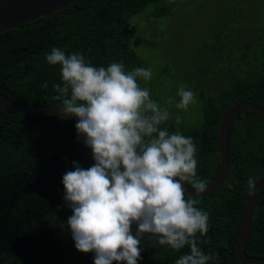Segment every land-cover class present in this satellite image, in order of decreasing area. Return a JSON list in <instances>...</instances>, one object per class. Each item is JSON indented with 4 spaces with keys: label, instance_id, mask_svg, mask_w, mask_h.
Returning a JSON list of instances; mask_svg holds the SVG:
<instances>
[{
    "label": "trees",
    "instance_id": "obj_1",
    "mask_svg": "<svg viewBox=\"0 0 264 264\" xmlns=\"http://www.w3.org/2000/svg\"><path fill=\"white\" fill-rule=\"evenodd\" d=\"M162 0H79L60 11L0 34V91L25 106H57L54 85L63 86L60 65L46 54L59 48L80 53L95 67L123 62L126 72L142 67L131 48L132 20ZM168 14L163 8L154 17ZM264 44L260 36L254 48ZM250 47L249 45H245ZM246 59V62H247ZM246 65V63H245ZM244 65V66H245ZM241 67L235 81L204 103L200 126L183 130L197 148V177L211 185L221 167L220 126L234 106L250 102L264 108V63L249 75ZM47 82V88L43 85ZM76 123L56 115H0V264H94L95 253H81L67 226L72 210L65 205L63 175L73 161L88 169L95 163L90 148L78 139ZM177 132L168 120L161 125ZM229 174L215 194L198 208L209 214V231L196 234L198 246L216 259L209 264H248L237 257L243 215L253 188L264 177V119L242 110L229 126ZM191 186L188 182H182ZM192 187V186H191ZM186 198H191L185 193ZM136 232V225L132 228ZM137 264H176L190 247L174 250L144 234ZM246 253L264 259V190L256 205Z\"/></svg>",
    "mask_w": 264,
    "mask_h": 264
},
{
    "label": "clouds",
    "instance_id": "obj_2",
    "mask_svg": "<svg viewBox=\"0 0 264 264\" xmlns=\"http://www.w3.org/2000/svg\"><path fill=\"white\" fill-rule=\"evenodd\" d=\"M46 60L61 66L63 86L54 85V99L62 100L58 109L63 116L78 118V139L95 161L88 169L73 161L74 170L62 178L76 249L95 253L94 264H137L141 239L149 234L161 246L190 247L176 264L214 261L216 256L205 254L196 239L197 233L209 231V214L197 207L208 189L197 177V148L193 138L161 128L170 113L138 83V78L149 81L152 70L126 72L123 62L95 67L84 55L66 56L59 48L46 54ZM178 95V109L196 102L184 86ZM182 182L191 184L194 196L186 198ZM248 185L255 187V179L250 177Z\"/></svg>",
    "mask_w": 264,
    "mask_h": 264
},
{
    "label": "rangeland",
    "instance_id": "obj_3",
    "mask_svg": "<svg viewBox=\"0 0 264 264\" xmlns=\"http://www.w3.org/2000/svg\"><path fill=\"white\" fill-rule=\"evenodd\" d=\"M163 8L166 16H153ZM131 24V48L141 68L153 73L149 81L138 78V83L168 110V122L180 133L200 126L205 101L225 83L232 84L241 67L250 75L264 63V44L251 50L247 62L242 55L264 35V0H162ZM181 86L196 97L186 110L176 107Z\"/></svg>",
    "mask_w": 264,
    "mask_h": 264
},
{
    "label": "water",
    "instance_id": "obj_4",
    "mask_svg": "<svg viewBox=\"0 0 264 264\" xmlns=\"http://www.w3.org/2000/svg\"><path fill=\"white\" fill-rule=\"evenodd\" d=\"M79 0H0V34L15 29L27 23L37 21L41 18L50 16L61 9L70 6ZM57 106H25L17 104L8 99L0 91V115H56L67 118L75 123L78 118L75 116H63V113ZM249 110L256 112L264 119V108L250 102H243L234 105L223 117L220 126L219 135V153L221 160V167L218 175L205 193L201 197H209L217 193L225 184L229 174V126L232 117L239 111ZM184 184V183H183ZM186 193L188 195H195L194 189L191 186L184 184ZM264 190V177L260 179L256 186L253 187L251 194L247 200L245 207L241 234L239 238V245L237 248V257L240 261L248 264H264V259L249 256L246 253V246L248 244L252 221L257 205V201Z\"/></svg>",
    "mask_w": 264,
    "mask_h": 264
}]
</instances>
